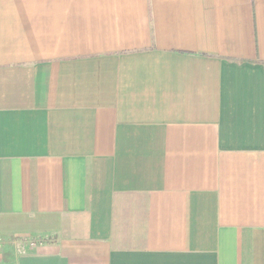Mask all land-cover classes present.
I'll use <instances>...</instances> for the list:
<instances>
[{
  "label": "crops",
  "instance_id": "crops-1",
  "mask_svg": "<svg viewBox=\"0 0 264 264\" xmlns=\"http://www.w3.org/2000/svg\"><path fill=\"white\" fill-rule=\"evenodd\" d=\"M0 264H264V0H0Z\"/></svg>",
  "mask_w": 264,
  "mask_h": 264
}]
</instances>
